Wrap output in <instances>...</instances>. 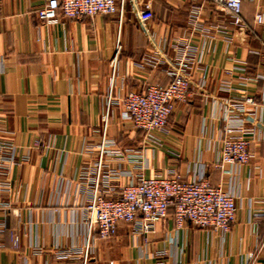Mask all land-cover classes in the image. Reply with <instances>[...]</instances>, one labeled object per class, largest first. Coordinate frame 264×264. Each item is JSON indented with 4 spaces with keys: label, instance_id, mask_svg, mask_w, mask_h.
<instances>
[{
    "label": "crops",
    "instance_id": "0c3cea01",
    "mask_svg": "<svg viewBox=\"0 0 264 264\" xmlns=\"http://www.w3.org/2000/svg\"><path fill=\"white\" fill-rule=\"evenodd\" d=\"M47 1L0 0V264H264V0H243L245 34L211 0H117L121 24L117 15L47 24L38 17ZM184 43L197 89L154 144L121 101L167 86ZM247 98L254 157L219 168L221 140L241 117L229 104ZM101 159L107 198L142 176L206 178L234 195L237 219L226 235L179 229L170 208L148 236L119 222L109 239L95 232L87 251L85 208Z\"/></svg>",
    "mask_w": 264,
    "mask_h": 264
},
{
    "label": "built area",
    "instance_id": "2783aa9c",
    "mask_svg": "<svg viewBox=\"0 0 264 264\" xmlns=\"http://www.w3.org/2000/svg\"><path fill=\"white\" fill-rule=\"evenodd\" d=\"M216 8L228 19L229 25L241 34L247 33L243 20V0H211ZM202 14L201 7L190 11V18L198 26ZM98 15L119 16L120 24L124 8L117 0H48L38 10V17L47 24H56L60 19H93ZM256 21L264 23V15L258 14ZM183 53L178 56L168 70L171 81L167 86L152 85L142 92H130L123 99L125 118L144 133L145 140L161 144V135L167 130L169 119L180 103H186L197 87L192 82V68L195 53L186 43L181 46ZM151 63V61H150ZM258 80H264V66L257 69ZM205 81L201 87L205 86ZM230 113L239 114L225 131L220 143L221 161L224 166L242 167L248 165L253 155L250 153V133L246 118L248 106H256L252 98L245 102L229 104ZM11 153L8 144L1 146ZM105 143L102 144L104 153ZM102 159L98 163L93 182L92 198L85 208L84 224L88 229L87 251L92 246L94 233L102 240L114 236L119 222L130 225L133 234L148 236L157 223L164 221L170 208L175 210L177 228L186 222L200 229L211 230L226 235L237 219V205L234 195L223 186L214 187L206 178L186 181L181 175L172 177L145 178L144 176L125 186L117 199L104 196L101 190ZM88 176V175H87ZM86 251V255H87Z\"/></svg>",
    "mask_w": 264,
    "mask_h": 264
}]
</instances>
